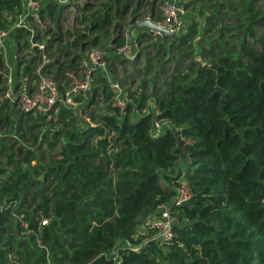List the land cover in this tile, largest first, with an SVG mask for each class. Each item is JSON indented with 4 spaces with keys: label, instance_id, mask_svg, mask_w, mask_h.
<instances>
[{
    "label": "trees",
    "instance_id": "trees-1",
    "mask_svg": "<svg viewBox=\"0 0 264 264\" xmlns=\"http://www.w3.org/2000/svg\"><path fill=\"white\" fill-rule=\"evenodd\" d=\"M38 1L40 14L58 24L64 2ZM198 1L200 14L203 4L211 12L203 26L195 20L178 35L177 45H187L175 71L151 90L157 111L132 116V102L112 105L114 90L100 75L103 110L94 124L73 125V110L59 106L70 130L32 134L33 148L15 147L10 134L0 135L6 161L0 164V264H264V0ZM134 2L141 0H106L82 19L92 32L105 30ZM154 2L151 15L160 17ZM23 3L0 0V28L16 22ZM12 29L17 49L28 46V29ZM138 30L139 39L153 36ZM175 36L154 38L163 47ZM76 37L72 43L81 37L80 46H57L54 62L63 64L65 52L63 62L76 68L83 47L98 40L86 44L83 32ZM53 39L62 35L49 36L47 46ZM196 46L202 58H195ZM59 69L54 77H65ZM21 71L30 72V64ZM146 99L141 93L136 105ZM13 105L0 101V125L18 129L32 116ZM155 120L162 123L157 134ZM48 132L62 141L56 154L45 156L36 148L38 139L54 146ZM182 178L191 195L169 206L173 235L154 236L156 228L145 221L172 201Z\"/></svg>",
    "mask_w": 264,
    "mask_h": 264
},
{
    "label": "rangeland",
    "instance_id": "rangeland-1",
    "mask_svg": "<svg viewBox=\"0 0 264 264\" xmlns=\"http://www.w3.org/2000/svg\"><path fill=\"white\" fill-rule=\"evenodd\" d=\"M57 1L62 2L64 0ZM149 1L151 2V0H141L140 4L138 5H135V2L128 3L123 9L121 15H115L111 24L108 25L105 30H97L93 32L87 28V21L82 19V16L85 14H90L95 9H102V3L106 2V0H67L66 3L64 1V5L60 12L58 24H55V21L50 17L48 19L47 17H43L41 14L39 15L38 20H36L35 18H31L26 14L27 16H22L18 20H20L23 24H25V26L31 28L34 32H36V36H38L37 38L39 42H49L48 37L56 36L58 33L62 35V39L50 40L51 45L47 46L46 51L44 52H41L37 48H31V46L29 45L25 48V50L21 51L22 53L28 51V55L22 56L21 60L18 62H20L22 65L27 64L29 60H32L30 58L31 56L29 57V55L33 54V57H36L35 60H32V63L30 65L32 68L34 64L43 60L44 56L42 54H45L46 58H50V61L47 63L46 68L48 74L54 76L53 74L59 67V71L65 74V77H61L60 75V77L58 76V78H56L61 88L63 89L67 86V84L71 82V77L69 74L74 73L76 71L75 68H70L66 65L65 62H63L67 58L65 52L64 54H60V60L63 64H58L53 61V57L57 53L55 51L57 46H65L66 48H70V50L77 49L80 46L81 37L78 38L76 44H73L72 40H74V38L79 32H83L86 34L85 38H87L88 40L86 44H91L92 37L94 36H96L98 39L97 42L95 44H92L91 46H81L83 47V52H85L88 48L93 47H99L110 50L111 47L116 48L117 46H119L113 42V38L118 37V39L123 40L121 44L127 42L132 45V55H123V57H121L122 59H114V63H111V65L109 64L108 60L107 68L111 66V68H109V73H111L113 77L116 78L115 80L120 83V86L123 89V93L126 94L125 104L127 102H132L134 104V108L132 109V116L139 115L140 113H146L147 111L151 110L157 111L154 100L155 94H153L151 90L157 88L160 84L163 83L165 79H169L171 73L175 71V63L177 61L178 55L180 54V51L182 49L186 48L187 45V43H184L183 45L180 44V46L177 45L179 42L178 35L195 20H198V24H200V27L203 26L202 24L206 21L205 15L211 12V8L206 7L205 4H203V13L200 14L199 1L197 2V0H180L179 4L176 5L181 6L183 8V11L180 13V16L178 18V22H180V25H178V28L176 30H174L176 32L172 34L176 35L175 37H173L174 44H169V42H165L163 44V47H161L159 43L161 42V40L157 37L154 38L156 35L154 32L155 30H151L153 32V36L150 39L143 40L139 39L138 29H130L131 18L135 14L138 15L137 20L146 18L151 15L152 12L150 10ZM167 1L171 0H155L153 9L155 12L158 13V15H160V17L152 16V19L154 21L160 20V18L162 17L163 8ZM86 3H91L94 5V7L88 8L86 9V11H83L82 8ZM25 26L21 27L27 29V27ZM180 26H182V29L178 30ZM147 29L150 30L149 28ZM15 30L16 29H12L9 34L5 37V42L2 47L4 56L7 59L8 64L10 65H13L14 57L18 48V39H16L14 35ZM28 33L29 31L25 34L26 38L28 37ZM199 34L202 35V33ZM206 35H209V33H207ZM196 39L197 37L194 38L195 41ZM198 52L199 48L198 46H196L194 53L195 58H202ZM159 70L161 72H158ZM6 72L7 71L5 69L4 63L0 62V87H2L0 91V101L4 100L2 93ZM98 85L99 83L95 88L93 87L94 89L92 88L91 91H88L85 95H79L76 98V101L78 102V107H76L73 112L77 117L75 118V120L72 121L73 125L84 126L85 122L94 124L98 120L97 113L103 110V94L101 93L100 87ZM141 93L146 94L147 99L145 101L146 104L139 107L136 104L139 100V95H141ZM134 100L136 102H134ZM13 106L14 108L20 110L17 105L14 104ZM57 111L58 109L46 114V118H40L42 113H31L32 118H23L21 122L19 121L21 127H19L18 129H15V127L11 128L7 125L1 124L0 135L5 133L10 134L12 144L15 147L21 146L23 148H33L34 144L32 143V134H35L38 138H40L41 131H44L46 128H51V132L54 129H59L61 133L64 130H70V126L64 124L61 117L57 115ZM12 115L16 119L19 118L18 115ZM31 122L34 124V126L29 130L26 126ZM160 130L161 127L159 128L158 126H153L152 128V132H154L155 134H157ZM51 132H48V136L55 140L56 137H53V135H51ZM61 141L62 140L60 139H56L54 146L49 147L46 143V140L39 141L38 139L37 143L40 146L39 148H35L38 152H43L45 156L46 154L49 155L50 153L53 155L58 152ZM46 159L47 158H45L44 160ZM3 160L4 158L0 156V162H2L0 164H2V166H5L6 161ZM0 178L2 177L0 176ZM152 234L154 236L157 235L155 232H153ZM117 260L118 258L116 257V261Z\"/></svg>",
    "mask_w": 264,
    "mask_h": 264
},
{
    "label": "built area",
    "instance_id": "built-area-1",
    "mask_svg": "<svg viewBox=\"0 0 264 264\" xmlns=\"http://www.w3.org/2000/svg\"><path fill=\"white\" fill-rule=\"evenodd\" d=\"M64 1L66 2L67 0ZM23 4V10L17 17L16 22L8 29L0 28V48L3 47L5 37L12 28L20 26L21 24V26H25V24L18 20L19 18L27 14L31 18H35L36 20L39 19L40 2L38 0H24ZM182 11L183 8L181 6L176 5V3L172 1H167L163 8L162 17L160 20H156V22L162 28L174 31L178 28V25H180L178 18ZM27 29L29 33L26 39L31 48H37L41 52L46 51V42H39L36 32L29 27H27ZM154 32L156 35H163V31L161 30L155 29ZM20 42L19 40V43ZM28 46H23L19 50L17 49L15 54L16 61H20L22 56L28 55V51L24 53L21 52ZM114 50L122 56L132 55V45L127 42L117 46ZM42 55L44 56L43 60L34 64L30 72L21 71V68L26 64L22 65L20 62H18L17 67L5 68L7 72L4 77L2 96L26 113H42L46 115L58 109L59 106H65L75 110V108L78 107L76 98L79 95H85L88 91H91L94 87L92 79L97 74L98 70L104 74L108 71V49L99 47L88 48L79 59V63L75 68L76 72L69 74L71 82L62 89L56 77L48 74L46 70L50 58H46L45 54ZM29 57L32 59L33 54L29 55ZM28 63L31 65L32 60H29ZM110 85L114 90L111 104L123 108L126 101V94L123 93L120 83L115 80L113 82L110 81ZM154 126L160 128L162 123L155 120ZM175 191L172 201L162 204L159 213L145 221L146 226H154L156 228L155 233L157 235L155 236L165 240L172 237V226L176 221V216L170 212V204H180L191 195V190L186 180H183V178L179 180V184L175 187ZM46 221L45 218L41 220L42 223H46Z\"/></svg>",
    "mask_w": 264,
    "mask_h": 264
},
{
    "label": "crops",
    "instance_id": "crops-1",
    "mask_svg": "<svg viewBox=\"0 0 264 264\" xmlns=\"http://www.w3.org/2000/svg\"><path fill=\"white\" fill-rule=\"evenodd\" d=\"M171 1L174 2V3H176V4H179V2H180V0H171ZM181 1H182V0H181ZM17 44H18V42H17ZM0 52H1V54L3 55V63H4L5 68H6V67H17V65H18V61L15 60V57H14L13 65H10V64H8V61H7V59H6L5 56H4V53H3V51H2V48H1ZM108 52H109L108 60H109V64H110V65H111V63H114V62H113L114 59H115V60H117V59H122L121 57H123L121 54H119L118 52H116V51L113 50V49L108 50ZM111 59H112V61H111ZM16 63H17V64H16ZM109 68H111V66L108 67V71H107L106 74H104L103 72H101L100 70H98L97 74H96V75L93 77V79H92V84H93L94 88L97 86V84H98V82H99L98 77H99L100 75H102V76H106L107 79H109V80L112 81V82L115 81L116 78L113 77V75H112L111 73H109V72H110V69H109ZM94 88H93V89H94Z\"/></svg>",
    "mask_w": 264,
    "mask_h": 264
},
{
    "label": "water",
    "instance_id": "water-1",
    "mask_svg": "<svg viewBox=\"0 0 264 264\" xmlns=\"http://www.w3.org/2000/svg\"><path fill=\"white\" fill-rule=\"evenodd\" d=\"M138 15L135 14L132 18H131V25H130V29H141V28H149L150 30H161L163 31V36H170L172 34H174L176 31H170L168 29L162 28L156 21H154L152 19V15H149L146 18H142L137 20ZM182 26L179 27L178 30H181Z\"/></svg>",
    "mask_w": 264,
    "mask_h": 264
}]
</instances>
